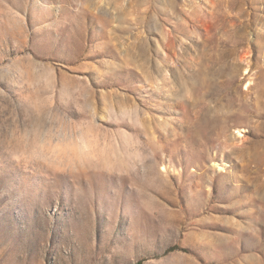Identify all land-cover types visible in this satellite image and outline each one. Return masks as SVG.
Here are the masks:
<instances>
[{
  "label": "rangeland",
  "instance_id": "obj_1",
  "mask_svg": "<svg viewBox=\"0 0 264 264\" xmlns=\"http://www.w3.org/2000/svg\"><path fill=\"white\" fill-rule=\"evenodd\" d=\"M139 263L264 264V0H0V264Z\"/></svg>",
  "mask_w": 264,
  "mask_h": 264
},
{
  "label": "bare ground",
  "instance_id": "obj_2",
  "mask_svg": "<svg viewBox=\"0 0 264 264\" xmlns=\"http://www.w3.org/2000/svg\"><path fill=\"white\" fill-rule=\"evenodd\" d=\"M242 131H239V134H241Z\"/></svg>",
  "mask_w": 264,
  "mask_h": 264
},
{
  "label": "trees",
  "instance_id": "obj_3",
  "mask_svg": "<svg viewBox=\"0 0 264 264\" xmlns=\"http://www.w3.org/2000/svg\"><path fill=\"white\" fill-rule=\"evenodd\" d=\"M139 264H141V263H139Z\"/></svg>",
  "mask_w": 264,
  "mask_h": 264
}]
</instances>
